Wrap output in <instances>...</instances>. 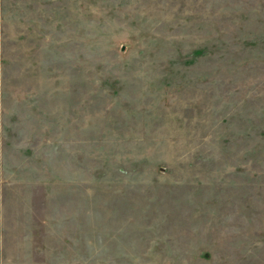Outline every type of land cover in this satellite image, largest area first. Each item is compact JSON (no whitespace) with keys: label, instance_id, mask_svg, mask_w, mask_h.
<instances>
[{"label":"rangeland","instance_id":"rangeland-1","mask_svg":"<svg viewBox=\"0 0 264 264\" xmlns=\"http://www.w3.org/2000/svg\"><path fill=\"white\" fill-rule=\"evenodd\" d=\"M0 264H264V0H0Z\"/></svg>","mask_w":264,"mask_h":264}]
</instances>
